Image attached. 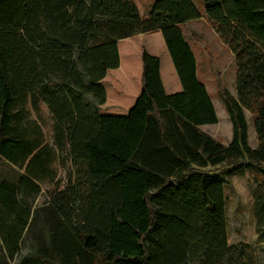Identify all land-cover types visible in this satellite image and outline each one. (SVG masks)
<instances>
[{"label": "trees", "instance_id": "16d2710c", "mask_svg": "<svg viewBox=\"0 0 264 264\" xmlns=\"http://www.w3.org/2000/svg\"><path fill=\"white\" fill-rule=\"evenodd\" d=\"M205 12L237 61V97L218 73L233 124L229 145L201 129L219 117L181 28L202 17L193 0H156L146 19L135 0H0V158L26 171L0 181V264H11L7 252L30 218L20 190H39L57 153H67L89 187V209L76 222V187L50 191L70 262H253L249 248L236 256L228 243L224 175L245 169L264 184V147L250 146L245 113L258 115L264 138V49L256 41L264 40V0H205ZM153 30H161L183 90L166 92L161 59L143 46L135 104L127 115L102 113L103 81L121 63L118 41ZM53 86L64 95L52 102L57 118L68 122L57 146L13 113L39 87L50 99Z\"/></svg>", "mask_w": 264, "mask_h": 264}, {"label": "rangeland", "instance_id": "374dc122", "mask_svg": "<svg viewBox=\"0 0 264 264\" xmlns=\"http://www.w3.org/2000/svg\"><path fill=\"white\" fill-rule=\"evenodd\" d=\"M156 0H135L143 18H149L153 3ZM201 18L184 23L181 28L195 52L199 78L205 83L217 110L219 122L201 126V129L224 145H229L233 137V124L226 108L225 100L219 92L218 73L221 74L226 88L237 97V61L229 46L216 33L205 12V0H193ZM124 38L118 41L121 65L110 69L103 81L107 91L106 103L100 105L103 113L108 111L128 110L141 91L142 73V41L144 34ZM152 38L147 37L150 44ZM149 41V42H148ZM264 49V40H256ZM155 49L162 60L165 77H169V57L162 45L155 41ZM49 80H60L58 71H54ZM168 80V79H167ZM48 99L41 88L34 91L26 104H18L14 114L22 113L26 118L24 124L32 130L44 135V140L57 146L67 129V120L57 118L58 106L52 102L56 98L64 99V95L53 86ZM34 101L37 106H34ZM64 102V101H63ZM249 124V144L252 148L264 147V138L259 134L257 114L245 111ZM63 131V133H62ZM67 153H57L51 164L48 176L38 181L39 190H20L19 200L22 206L30 210L28 225L21 231L17 251L7 252L11 264H74L69 261L66 250L69 245L65 242L62 220L53 208L50 191L58 187L67 189L76 187L78 192L73 203L76 214L75 222L81 220V215L89 209V187L86 176L74 168L67 159ZM16 170V171H14ZM21 173V174H20ZM26 174L25 167H15L0 158V181H14L20 175ZM225 195L227 204V238L231 246H236V256L241 255L239 249L246 247L253 253L251 263L243 255L237 258L238 264H264V184L248 170H239L224 175ZM7 219L12 216L6 211ZM13 249V247H11ZM239 259V260H238ZM236 261V262H237Z\"/></svg>", "mask_w": 264, "mask_h": 264}, {"label": "crops", "instance_id": "0c3cea01", "mask_svg": "<svg viewBox=\"0 0 264 264\" xmlns=\"http://www.w3.org/2000/svg\"><path fill=\"white\" fill-rule=\"evenodd\" d=\"M148 36H150V38H152V40H153V41L151 40L152 42H150V44L147 43V37ZM132 38H134V37H132ZM140 39L142 41L141 42L142 43V47L144 46L151 55L158 56L160 59H161V57L158 55V52L155 49L154 43H155V41H157V43L159 45L161 43L162 48H164L163 50L168 55L169 62H170L169 73H168V75H170V76L169 77H167V76L165 77V73H164L163 68H162V60H161V75H162L163 83H164V86H165V90H166V92L168 94H174V93H177V92H181L183 90V86H182L181 81L179 79L177 70H176L175 65L173 63V60L171 58L170 52H169V50L167 48V45H166V42H165V39H164V36H163L161 30H153V31L145 32L140 37ZM188 42H189V40H188ZM141 53H142V51H141ZM120 65H121V63H120ZM142 69H143V61H142ZM197 73L199 75V68L197 69ZM140 93H141V91L137 94V98L140 95ZM136 99L133 101V104L130 107H128V110L127 109L126 110L121 109L120 111H108L107 114H110V115H127L129 110H130V108L135 104ZM100 111H101V109H100Z\"/></svg>", "mask_w": 264, "mask_h": 264}]
</instances>
